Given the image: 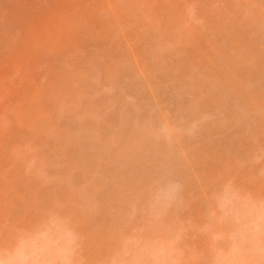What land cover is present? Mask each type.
I'll use <instances>...</instances> for the list:
<instances>
[{
	"label": "rangeland",
	"instance_id": "374dc122",
	"mask_svg": "<svg viewBox=\"0 0 264 264\" xmlns=\"http://www.w3.org/2000/svg\"><path fill=\"white\" fill-rule=\"evenodd\" d=\"M0 264H264V0H0Z\"/></svg>",
	"mask_w": 264,
	"mask_h": 264
}]
</instances>
